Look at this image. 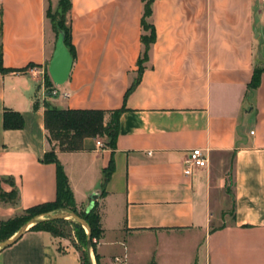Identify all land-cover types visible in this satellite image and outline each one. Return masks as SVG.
I'll return each mask as SVG.
<instances>
[{"label":"crops","instance_id":"obj_1","mask_svg":"<svg viewBox=\"0 0 264 264\" xmlns=\"http://www.w3.org/2000/svg\"><path fill=\"white\" fill-rule=\"evenodd\" d=\"M50 2L54 9L59 0H0L3 66L14 70L0 71V177H13L20 190L18 205L0 203V219L56 200L57 165L43 160L55 150L78 209L104 190L99 264L116 255L129 264H264V71L249 87L264 68V3L153 0L156 40L126 97L139 77L145 1L71 0L75 58L69 79L47 100L124 111L113 148L88 137L83 149L64 151L49 141L43 91L28 71L49 74ZM6 109L23 115V128L4 127ZM194 148L209 162L186 174ZM0 264L81 260L70 238L29 230L0 251Z\"/></svg>","mask_w":264,"mask_h":264},{"label":"trees","instance_id":"obj_2","mask_svg":"<svg viewBox=\"0 0 264 264\" xmlns=\"http://www.w3.org/2000/svg\"><path fill=\"white\" fill-rule=\"evenodd\" d=\"M145 1V11L142 19L144 33L142 35V42L144 50L142 56L138 61V79L132 84L126 93V97L134 89L139 82V78L145 69V62L149 59V52L151 45L156 40V31L154 25L149 21L152 14L153 0ZM72 7L71 0H59L56 10L52 8L50 2L47 16L52 22V26L57 35L60 32L65 34V44L70 49L73 58H75V48L71 41V22L69 13ZM68 23V24H67ZM0 71H14L3 66V50L0 44ZM264 68H256L249 85L250 88L258 87L261 75ZM46 84L48 87V97H51V87L53 81L49 74L46 77ZM47 98L42 102L45 106V127L48 131L49 141L55 143L59 149L64 151H76L84 148V140L88 137H103L105 138V146L114 147L116 139L119 134V118L124 108L116 110H101V109H71L60 108L51 103ZM40 102H36L35 108H38ZM110 118L107 120V115ZM4 127L6 129H21L24 127L23 115L11 109H6L4 112ZM45 162H54L57 165V197L55 201L38 204L23 210L8 219H0V241L13 236L20 227L30 220L32 217L53 211L71 210L86 219L91 227L92 249L95 254L97 264H99V254L97 253V241L101 238L103 228L101 226V216L98 211L97 200L95 206L89 212L78 209L74 198L73 191L69 185V179L66 171L61 164L55 150L47 152L43 159ZM113 163L105 170V181L110 178ZM6 186L11 189L7 190ZM104 190H101V195ZM20 201V190L11 176L0 177V203L18 205ZM31 230H45L55 237L70 238L75 248L80 253L81 264H91L87 252V237L88 234L85 228L69 219H61L54 221H44L31 228ZM73 233L77 237V241L73 240ZM156 264V263H152Z\"/></svg>","mask_w":264,"mask_h":264},{"label":"water","instance_id":"obj_3","mask_svg":"<svg viewBox=\"0 0 264 264\" xmlns=\"http://www.w3.org/2000/svg\"><path fill=\"white\" fill-rule=\"evenodd\" d=\"M74 58L70 51V49L65 44V34L64 32H60L56 41L55 50L53 53V57L51 59L49 65V74L52 81L57 85L64 84L70 76L72 66H73ZM101 190L94 192L91 196V203L86 208V211L89 212L95 206V201L100 197ZM61 219H69L73 220L79 224H81L87 234V252L89 255V260L91 264H97L94 251L92 249V240H91V227L89 223L78 215L76 212L71 210H61V211H53L42 213L32 217L26 223H24L20 229L10 238L0 241V251L10 247L14 244L18 239H20L24 233L31 230V228L37 224H40L44 221H54Z\"/></svg>","mask_w":264,"mask_h":264},{"label":"built area","instance_id":"obj_4","mask_svg":"<svg viewBox=\"0 0 264 264\" xmlns=\"http://www.w3.org/2000/svg\"><path fill=\"white\" fill-rule=\"evenodd\" d=\"M260 1L264 3V0H260ZM28 71L32 76L38 78L37 81L39 87L43 91L42 95L40 96V101L43 102L48 96L47 93L48 87L46 84V72L36 66L31 67ZM54 84L51 87L50 91H51V95L57 96L59 94V91L57 87L54 86ZM63 95L68 96V93H64ZM96 145L99 148L105 147V143L102 139H97ZM208 162H209V155L205 153L204 150L201 148H194L189 152L187 156L185 173L192 174L194 168H204L208 165ZM112 264H129V263L126 255H116L113 257Z\"/></svg>","mask_w":264,"mask_h":264},{"label":"rangeland","instance_id":"obj_5","mask_svg":"<svg viewBox=\"0 0 264 264\" xmlns=\"http://www.w3.org/2000/svg\"><path fill=\"white\" fill-rule=\"evenodd\" d=\"M56 8H57V7H55L54 10H56ZM67 24H68V23H67ZM55 34H56V32H55ZM57 38H58V35L56 34V41H57ZM37 79H38V78H37ZM54 86H56L57 89H60V86L55 85V84H54ZM59 91H60V90H59ZM107 117H108V119H109V118H110V114H108ZM96 139H103V137H98V138H96ZM229 211H230V210H229ZM216 224H219V221H218V220L216 221ZM73 237H74L73 240H75L76 242H78L75 233H73Z\"/></svg>","mask_w":264,"mask_h":264}]
</instances>
